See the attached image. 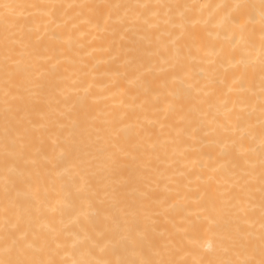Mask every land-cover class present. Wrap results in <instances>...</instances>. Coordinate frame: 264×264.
<instances>
[{
    "label": "bare ground",
    "instance_id": "1",
    "mask_svg": "<svg viewBox=\"0 0 264 264\" xmlns=\"http://www.w3.org/2000/svg\"><path fill=\"white\" fill-rule=\"evenodd\" d=\"M0 264H264V0H0Z\"/></svg>",
    "mask_w": 264,
    "mask_h": 264
},
{
    "label": "rangeland",
    "instance_id": "2",
    "mask_svg": "<svg viewBox=\"0 0 264 264\" xmlns=\"http://www.w3.org/2000/svg\"><path fill=\"white\" fill-rule=\"evenodd\" d=\"M226 1V0H225ZM228 1H231V0H228ZM233 1V0H232Z\"/></svg>",
    "mask_w": 264,
    "mask_h": 264
}]
</instances>
